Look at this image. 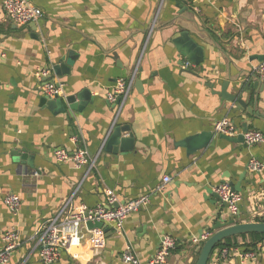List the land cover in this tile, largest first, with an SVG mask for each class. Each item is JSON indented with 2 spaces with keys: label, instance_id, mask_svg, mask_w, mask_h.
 I'll use <instances>...</instances> for the list:
<instances>
[{
  "label": "crops",
  "instance_id": "crops-1",
  "mask_svg": "<svg viewBox=\"0 0 264 264\" xmlns=\"http://www.w3.org/2000/svg\"><path fill=\"white\" fill-rule=\"evenodd\" d=\"M2 1L0 248L3 232L12 226L23 241L9 264H46L37 243L40 227L67 201L74 209L95 206L106 201L108 191L121 203L146 194L151 202L128 216L124 235L108 225L106 247L98 254L84 242L53 264H127L121 256L127 246L145 262L163 235L177 241L168 264H196L204 243L196 239L212 235V226L227 219V207L207 191L223 181L236 184L244 197L236 222L264 220V167L248 168L251 158L264 165V141L244 147L215 132L225 116L243 128V114L219 92L226 75L248 80L264 60V0H29L44 15L25 26L9 18ZM179 5L192 8L186 13L193 12L210 33L199 35L188 24L204 47L200 65L186 68L189 59L173 43L181 29L175 23ZM39 68H49L50 76L40 79ZM132 78L124 101L109 99L119 79ZM50 80L62 86L64 96L88 89L91 100L78 110L67 104L64 111L52 110L42 90ZM251 89L253 100V82ZM234 91L231 82L228 92ZM257 107L263 116L252 117L249 130L264 133V86ZM116 126L130 128L123 135L133 134L132 148L105 149ZM204 132L214 134L207 146L192 152L182 144ZM78 148L87 150L93 166L57 161V149ZM10 192L22 198L16 213L4 201ZM244 248L228 247L227 256L216 249L208 264H264V242L252 258L240 256Z\"/></svg>",
  "mask_w": 264,
  "mask_h": 264
},
{
  "label": "built area",
  "instance_id": "built-area-1",
  "mask_svg": "<svg viewBox=\"0 0 264 264\" xmlns=\"http://www.w3.org/2000/svg\"><path fill=\"white\" fill-rule=\"evenodd\" d=\"M3 8L10 19L17 25L25 26L30 22H35L42 18L44 12L39 7L33 5L29 0H3ZM193 62L186 60L184 66L187 68L192 66ZM255 72L262 80H264V60L255 66ZM49 68H39L36 75L41 79H46L50 76ZM131 80L119 79L113 90L108 94L109 99L114 101L121 98L124 101L132 87ZM42 90L45 96L50 99L64 96L62 86L54 80L45 81L42 85ZM120 101V102H121ZM215 132L218 134H226L229 136H237L240 134V129L235 121L225 116L215 123ZM245 143L255 145L264 141V133L260 130H248L243 133ZM57 161L62 163L72 162L76 167L93 166L88 152L84 148H78L74 153H69L64 149L55 151ZM264 165L256 158H251L248 168L252 172H259ZM164 183L170 181V176L164 177ZM164 185L159 186V190H163ZM213 192L217 194L219 201L228 209L233 217H236L240 211V206L243 202V195L237 191L229 182H223L213 187ZM5 204L9 207L12 213H16L22 204L20 195L10 192L4 198ZM71 201H67L58 211V213L49 222L44 223L38 232L37 243L41 260L46 264L57 262L63 252L73 254V249L86 242L95 251L101 252L106 247V227L95 226L90 228L89 224L98 222L105 225H111L117 235L125 234V221L128 216L136 211H139L149 205L151 195L146 194L136 199L119 202L117 195L108 191L105 202L95 206H87L81 204L75 209L71 207ZM211 236L206 233L196 241H205ZM3 246L0 248V264H9L11 256L22 246V238L18 227L12 226L6 229L2 234ZM177 241L172 235H163L160 247L156 254L148 261L142 262L137 253L131 246H127L122 251V259L127 264H168V259L172 250L176 247ZM225 256L229 255V250L224 248L221 250ZM255 255L254 250L243 251L240 254L242 258H252Z\"/></svg>",
  "mask_w": 264,
  "mask_h": 264
},
{
  "label": "water",
  "instance_id": "water-1",
  "mask_svg": "<svg viewBox=\"0 0 264 264\" xmlns=\"http://www.w3.org/2000/svg\"><path fill=\"white\" fill-rule=\"evenodd\" d=\"M180 7V15L177 17L175 23L181 27V29L174 34L173 43L175 44L178 51L185 56L187 59L192 61L195 65H200L205 60V51L204 47L199 45L194 38H192L191 33L192 29L188 27V24L192 25L199 35L210 34L207 29L202 28L200 26L192 12L187 14L188 9L193 11L192 8H188L185 6ZM186 14V15H184ZM174 23V24H175ZM172 26V25H171ZM61 67H54L55 71L60 74ZM227 77L223 81L222 89L219 94L227 101L233 103V111L240 112L243 114V118L245 122L243 123V128L237 136H229L226 134H221V137L243 144L244 147H247L248 144L245 143L243 133L249 130V124L252 117L261 118L263 115L258 110V101H259V93L261 88L264 86V80L258 74L251 75L252 77L248 80H241V75L237 77H232L231 75H226ZM233 82L235 84V91L230 93L228 92V88ZM251 82H253V88L256 90L254 95V99L251 100L250 96L252 95ZM246 95V96H244ZM91 100V96H89V90L83 89L77 94H71L67 96L56 97L55 99H50L48 96H44L43 102L52 110H61L64 111V104H67L71 110L81 109L84 105L88 104ZM118 102L121 101V98H118ZM130 128L128 126H116L112 129L111 133L108 135L106 140V150H111L114 152H121L132 148L134 144V136L132 133L130 135H123L125 132H128ZM213 133L204 132L201 134H197L191 137H188L182 144L188 147L189 151L194 152V150L200 149L202 147L207 146L211 143V138L213 137ZM23 158L26 157V153H21ZM226 182V181H223ZM222 182V183H223ZM233 188L239 191L236 184L233 182H229ZM214 187V185H213ZM208 193L213 192V188L207 190ZM213 196L218 198L217 194L212 193ZM219 199V198H218ZM225 205V204H223ZM95 226H105L106 230L109 229L108 225L104 223L98 222L95 224H89V227ZM213 233L212 235L204 241L201 249L198 260L196 264H208L210 261L211 255L216 250V247L219 243L224 242L228 237H233L241 234H250V233H264V220L260 221H245V222H236L235 217L231 215L230 212L227 213V219H221L215 225L212 226ZM201 238V237H200Z\"/></svg>",
  "mask_w": 264,
  "mask_h": 264
},
{
  "label": "trees",
  "instance_id": "trees-1",
  "mask_svg": "<svg viewBox=\"0 0 264 264\" xmlns=\"http://www.w3.org/2000/svg\"><path fill=\"white\" fill-rule=\"evenodd\" d=\"M240 236L243 238V243H237L236 238ZM248 238V239H247ZM264 242V233H250V234H241L233 237H228L224 242H221L217 245L216 249H224L232 246H242L245 247V251L255 250L258 243Z\"/></svg>",
  "mask_w": 264,
  "mask_h": 264
}]
</instances>
